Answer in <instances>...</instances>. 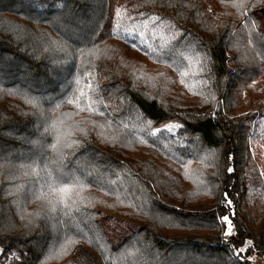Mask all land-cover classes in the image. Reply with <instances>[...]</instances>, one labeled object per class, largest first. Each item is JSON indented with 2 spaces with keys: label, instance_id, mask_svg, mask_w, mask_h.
Segmentation results:
<instances>
[{
  "label": "trees",
  "instance_id": "1",
  "mask_svg": "<svg viewBox=\"0 0 264 264\" xmlns=\"http://www.w3.org/2000/svg\"><path fill=\"white\" fill-rule=\"evenodd\" d=\"M252 141L264 0H0L1 264H264Z\"/></svg>",
  "mask_w": 264,
  "mask_h": 264
},
{
  "label": "rangeland",
  "instance_id": "2",
  "mask_svg": "<svg viewBox=\"0 0 264 264\" xmlns=\"http://www.w3.org/2000/svg\"><path fill=\"white\" fill-rule=\"evenodd\" d=\"M174 125L175 122L166 121L162 124V127H167L171 129L173 128ZM252 150L254 152V155L256 156L257 161L261 166L262 171L264 172V144L259 141H252ZM100 217L104 222V227L113 244H118L124 238V236L135 231L138 226V224H136L133 221L127 219L115 218L105 213H101ZM228 221H226V228H225L226 233H229V229L231 231L232 228L231 223H229Z\"/></svg>",
  "mask_w": 264,
  "mask_h": 264
},
{
  "label": "snow or ice",
  "instance_id": "3",
  "mask_svg": "<svg viewBox=\"0 0 264 264\" xmlns=\"http://www.w3.org/2000/svg\"><path fill=\"white\" fill-rule=\"evenodd\" d=\"M228 203H231V202L229 201ZM223 219H224L225 221H228V217H227V216H225ZM228 222L230 223V221H228ZM229 232H230V229H229Z\"/></svg>",
  "mask_w": 264,
  "mask_h": 264
}]
</instances>
